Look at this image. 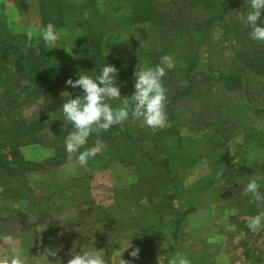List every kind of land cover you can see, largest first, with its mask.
<instances>
[{
    "label": "rangeland",
    "instance_id": "1",
    "mask_svg": "<svg viewBox=\"0 0 264 264\" xmlns=\"http://www.w3.org/2000/svg\"><path fill=\"white\" fill-rule=\"evenodd\" d=\"M37 1L36 21L42 23L36 36L20 29V22L0 18V57L8 54L0 62V250L11 235L13 250L28 264H47L39 257L45 248L59 249L49 257L53 264H67L75 246L93 240L106 252L107 264H156L158 256L177 251L191 264H264V230L247 228L264 204L258 207L244 191L250 176L264 177V80L246 69L240 92L217 80L221 66L264 54V44L253 42L237 18L245 0H211L206 6H191L190 0ZM49 23L60 33L54 49L40 38ZM95 38L101 45L92 44ZM101 54L124 66L118 79L125 97L134 91L140 61L154 66L162 55L174 58L175 68L163 79L168 126L153 130L130 118L93 133L84 147L97 139L105 147L80 179L74 177L79 153L64 147L74 129L58 110L72 95L69 89L82 94L65 81L76 79L81 68L98 73ZM17 122L19 145H13L1 131H17ZM65 163L74 178L53 188ZM103 173L122 179L111 185ZM260 183L264 193V179ZM191 187L195 221L182 222L175 200ZM211 206L217 211L210 222L211 213L203 210ZM136 247L139 259L129 256Z\"/></svg>",
    "mask_w": 264,
    "mask_h": 264
},
{
    "label": "clouds",
    "instance_id": "2",
    "mask_svg": "<svg viewBox=\"0 0 264 264\" xmlns=\"http://www.w3.org/2000/svg\"><path fill=\"white\" fill-rule=\"evenodd\" d=\"M244 11H239L238 19L249 31V38L256 43L264 44V0H245ZM32 34L29 33V36ZM60 33L54 23H49L40 32V38L52 49L57 47ZM175 68V61L171 55H162L154 66L139 62L133 72V93L130 97L121 95L122 85L119 82V71L113 64H104L99 72L78 73L76 79L69 78L65 81L67 87L79 89L75 97L64 99L62 112L64 121L71 124L74 131L70 132L64 140L67 153L78 152L77 161L80 166H87L90 159L95 158L104 150L103 141L97 139L94 144L84 147L93 133L108 131L113 126L123 125L130 118L139 121L143 126L153 130L163 129L168 126V113L166 111L167 89L163 79L169 71ZM63 98L68 93H63ZM118 102V103H115ZM84 149L80 151V149ZM264 177L253 175L248 179L244 191L252 197L259 207L264 204V193L260 191V181ZM249 231L264 230V210L251 216L247 220ZM8 247L0 250V264H28L27 258L16 252L14 237H4ZM130 247L127 249L131 248ZM165 248V243L163 244ZM68 254L70 259L67 264H107L106 252L94 247V240L78 250ZM140 248L136 247L129 252L133 259H139ZM59 249L45 248L40 255L47 264H53L49 257L56 258ZM123 264L131 261L123 260ZM55 264H63L55 259ZM156 264H191L190 258L177 251L174 255L158 256Z\"/></svg>",
    "mask_w": 264,
    "mask_h": 264
},
{
    "label": "crops",
    "instance_id": "3",
    "mask_svg": "<svg viewBox=\"0 0 264 264\" xmlns=\"http://www.w3.org/2000/svg\"><path fill=\"white\" fill-rule=\"evenodd\" d=\"M4 1H6V0H0V18L3 17V18H5V20H8V21H15L16 20L17 22H20L19 25L17 24L20 29L22 27H25L28 29V32L30 31L31 33H34L31 36H36V34L39 32V29H37L38 24L42 23L41 21H38V20L36 21V19H39L38 17H40V19H41V16H39V14H38V8L41 7V3L38 2L37 0H13L12 5L3 7ZM2 4H3V6H2ZM26 17L30 21H27L25 23H29V24H23L24 21H22V19L26 18ZM31 25L33 28L30 27ZM106 56H108V55H106ZM69 93L72 94L73 98L77 94L75 91L73 92L71 89H69ZM72 129H74V128L72 127ZM120 162L122 165H125V162L123 160H120ZM147 164H148V162L144 163V165H145L144 168H146V166H148ZM67 166H69V164H66V163L63 166H61V168H60L61 173L55 177L58 179L56 181L51 182V185L53 188L58 183H63V184L66 183V181L69 179V177L70 178L75 177V178L83 179L82 175H85L86 174L85 172H87L86 166L84 167V166L79 165V167H77V171H76V173H74V177H73L72 174H70V172L68 170L64 169ZM110 176L108 173H103V177H105L106 180H108L111 185H115L117 178H119L118 180L122 179V175L116 176V175H114V173H112V175L110 174ZM44 179L47 182V184H45V185H49L48 179L47 178H44ZM95 180L96 179H94L93 181L95 182ZM112 181H114L115 183H111ZM93 185L95 186L94 183H93ZM95 188L96 187H94V189ZM48 189H50V188H48ZM188 191H189V194H184V197H181V198L177 197L175 200V207L179 208L177 211L180 214H182L181 217H183L182 222H184V221L186 222L187 220H189L190 222L195 221V220H193L195 218V216L193 214L194 212H192L194 210L192 208L193 207V201H192L193 188L191 187L190 189H188ZM110 208H112V205L110 206ZM203 211H207V213H209V214L211 213L209 215V220H210L214 217V213L217 210L211 206L207 209H204ZM114 212L115 213L118 212V209L114 208L111 212L112 216L117 217L118 214H115ZM142 218L144 219V217H142ZM210 222H211V220H210Z\"/></svg>",
    "mask_w": 264,
    "mask_h": 264
},
{
    "label": "trees",
    "instance_id": "4",
    "mask_svg": "<svg viewBox=\"0 0 264 264\" xmlns=\"http://www.w3.org/2000/svg\"><path fill=\"white\" fill-rule=\"evenodd\" d=\"M133 1L137 2V0H133ZM190 3H191V6L192 5L196 6L198 3L204 4L206 6V5H209L211 3V0H190ZM135 9L139 10L138 12H142V13L145 10L147 13V10L145 8L144 9H142V8L138 9L137 4H135ZM140 9H141V11H140ZM151 12H153V11H149V14H150V16L153 17L155 14L151 15ZM146 13H144L143 16H146L145 15ZM148 17L149 16L144 17L143 19L146 20ZM141 19H142V17H141ZM100 41H101V38L91 39L92 44H95L97 46L101 45ZM7 55H8L7 51L4 50V53L0 57V62H2L3 59L5 57H7ZM100 59H101V64H100L101 66H103L107 62L114 65L116 62L112 56H106L103 54L100 55ZM20 62H21V60H19L15 65L17 67L19 78L22 79L23 82H25V81H27V75L24 73V70L22 69L23 67L21 66ZM117 69L119 71V74L122 77V73L125 70L124 66L118 65ZM219 69H220V72H218L219 75L217 77L218 82L225 85V87L228 91L240 92L242 90V86H241L242 75H241V73L244 70H246V69L250 70V71H252L251 73L254 76L260 77L261 79L264 80V54L254 52V53L250 54L248 56V58L239 59L238 62L233 60V63L230 64L229 68H225L224 66H221V68H219ZM86 70H87L86 68L85 69L81 68L80 70L77 71V74L86 72ZM74 73H76V72H74ZM61 84H62V82H61ZM263 90H264V88H263ZM13 124L17 128H19V129H16L17 131L12 132L10 126H8V127L5 126V127H3L1 133L3 136H6V138H7L6 140L8 143L13 144V145H19V143H18L19 137H18L17 132H19L21 128H20L18 122L13 123ZM25 129H28V128H25ZM163 165L165 166L166 169L169 167L168 166L169 165L168 159L163 161Z\"/></svg>",
    "mask_w": 264,
    "mask_h": 264
}]
</instances>
